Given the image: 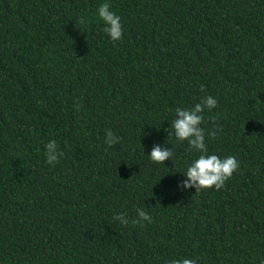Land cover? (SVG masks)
Instances as JSON below:
<instances>
[{
	"label": "trees",
	"instance_id": "trees-1",
	"mask_svg": "<svg viewBox=\"0 0 264 264\" xmlns=\"http://www.w3.org/2000/svg\"><path fill=\"white\" fill-rule=\"evenodd\" d=\"M205 96L207 154L240 167L196 193L179 185L201 153L170 123ZM157 144L173 152L164 164L148 157ZM140 208L150 223L113 219ZM180 257L264 261V0H0V264Z\"/></svg>",
	"mask_w": 264,
	"mask_h": 264
},
{
	"label": "clouds",
	"instance_id": "clouds-1",
	"mask_svg": "<svg viewBox=\"0 0 264 264\" xmlns=\"http://www.w3.org/2000/svg\"><path fill=\"white\" fill-rule=\"evenodd\" d=\"M98 16L104 22L103 31L115 42L119 41L123 36L122 24L120 16L111 10L109 3L105 2L98 8ZM81 23H84L81 20ZM217 107V100L212 96L201 98L199 103H196L192 108L175 109V117L171 121V129L174 131V136L178 141H187L189 151L196 150L201 153L197 159L192 161L187 167L186 173L183 174L186 179L181 182L179 187L183 189L194 188L196 193L201 190L215 188L221 189L225 182L239 169V161L235 156H227L220 158L215 154H207L205 143V130L201 128L204 120L202 113L205 109L211 111ZM170 135V133H169ZM208 136L216 135L215 131H209ZM105 143L111 147L118 144L121 140L110 129L106 130ZM46 163L54 165L59 163V157L64 155L58 150V145L55 140H51L45 144ZM173 152L171 149L162 148L160 145L152 147L149 159L153 163L164 164L166 160L171 159ZM138 219H129L121 213L113 217L114 220L120 221L124 226L130 222L133 226L141 225L142 221L151 222L152 217L143 209H137ZM142 226V225H141ZM168 264H198L197 260L190 258H176L168 262ZM264 264V261L261 262Z\"/></svg>",
	"mask_w": 264,
	"mask_h": 264
}]
</instances>
